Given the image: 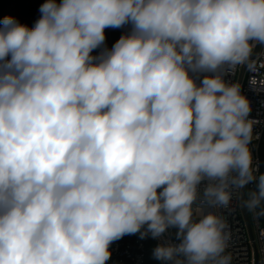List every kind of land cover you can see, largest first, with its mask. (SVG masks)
Returning <instances> with one entry per match:
<instances>
[{
	"label": "clouds",
	"instance_id": "1",
	"mask_svg": "<svg viewBox=\"0 0 264 264\" xmlns=\"http://www.w3.org/2000/svg\"><path fill=\"white\" fill-rule=\"evenodd\" d=\"M39 12L31 28L0 21V264H106L114 241L170 228L178 242L154 246L158 264H232L228 225L203 205L226 208L257 181L244 205L264 216L251 106L226 80L257 71L264 0H45Z\"/></svg>",
	"mask_w": 264,
	"mask_h": 264
},
{
	"label": "built area",
	"instance_id": "2",
	"mask_svg": "<svg viewBox=\"0 0 264 264\" xmlns=\"http://www.w3.org/2000/svg\"><path fill=\"white\" fill-rule=\"evenodd\" d=\"M132 24L128 23L117 28L122 34L131 31ZM111 36V27L106 28ZM256 55L254 56V54ZM252 59L257 62V71H249L246 66H238L234 71L226 76L229 82H236L241 85L242 93L248 98L251 112L250 119L254 121L252 130V140L249 145L254 161L256 171L254 175L259 178L261 167L260 148L264 137V67H259L261 62H264V45H259L254 48ZM257 190V181L250 182L243 189H231V201L228 207H213L207 204L203 205L205 213L213 212L222 217L228 228L226 231L231 232V239L226 252L232 254V264H264V238L261 237V232H264V223L259 216L250 212L247 209L251 226L252 234L249 229L248 221L243 208V192L245 193V201L249 199V194ZM203 185L200 189V199H202ZM198 199L197 204L200 203ZM195 207V206H194ZM258 212V210H256ZM149 239L157 243H177L176 229L170 228L164 236ZM147 240L137 238L132 241L120 242L116 241L110 246L111 257L109 260H119L129 264H144L147 254Z\"/></svg>",
	"mask_w": 264,
	"mask_h": 264
},
{
	"label": "trees",
	"instance_id": "3",
	"mask_svg": "<svg viewBox=\"0 0 264 264\" xmlns=\"http://www.w3.org/2000/svg\"><path fill=\"white\" fill-rule=\"evenodd\" d=\"M44 2L45 0H0V21H2L5 16H12L19 23L25 24L29 28H31L34 25L35 21L39 18L40 16L39 8L40 5L43 4ZM57 2H59V0H57ZM104 31H105V42L98 49H95L93 51L92 55L94 56H98L100 52L103 51L105 48L111 49V47L120 38V36L124 35L120 33L117 28H111L110 37L107 32V29H105ZM260 156H261V167H260L259 176L261 174H264V137L260 148ZM261 207H264V202H262ZM257 210L258 212L260 211L259 208ZM259 218L264 223V216H259ZM137 238H139V233L134 235H125L123 238L117 241L127 242V241L135 240ZM154 246H155L154 241L150 240L148 237L147 240L148 251L146 254V261L144 264H158V262L152 256V250ZM106 264H129V263L120 262L119 260H108L106 261Z\"/></svg>",
	"mask_w": 264,
	"mask_h": 264
},
{
	"label": "water",
	"instance_id": "4",
	"mask_svg": "<svg viewBox=\"0 0 264 264\" xmlns=\"http://www.w3.org/2000/svg\"><path fill=\"white\" fill-rule=\"evenodd\" d=\"M256 53H257V52H255L254 56L256 55ZM244 202H245V193L243 192V208H244L245 215H246V218H247V221H248V225H249L250 232H251V234H252L251 221H250V218H249V215H248V212H247V208H246L245 205H244Z\"/></svg>",
	"mask_w": 264,
	"mask_h": 264
}]
</instances>
